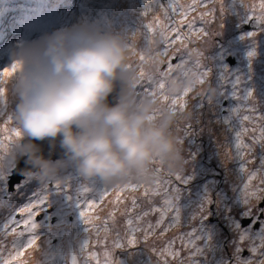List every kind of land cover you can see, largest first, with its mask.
<instances>
[{"label": "rangeland", "instance_id": "rangeland-1", "mask_svg": "<svg viewBox=\"0 0 264 264\" xmlns=\"http://www.w3.org/2000/svg\"><path fill=\"white\" fill-rule=\"evenodd\" d=\"M128 1L94 0L93 3L92 0H0V20L9 18L12 23L9 30H0V37L9 36L10 44L34 40L56 29L87 24L124 37L133 52L132 68L138 77L139 71L143 69L145 80L151 75V64L159 63L158 72L152 75L159 80L161 67L171 56L175 55L181 62L189 60V63L167 77L162 93L157 90L156 95L148 94L147 90L154 85L140 83V77L134 85L139 96H158L165 106L181 116L183 141L185 137L193 136L190 143L192 147L187 149L182 139L178 141L181 153L185 150L189 155L194 149L197 154L196 145L199 144L196 138L204 133L206 154L210 158L203 165L205 167L202 171L195 170L196 166L193 165H199L197 162L182 163V157L179 170L166 171L157 165L156 179L145 184L153 189L158 178H166L165 183L170 187L165 190V195L179 214L181 224L166 234L157 229L148 238V243L144 242L143 232H138L136 247L114 249L112 244L116 233L122 239L127 233L128 217L135 218L144 209L162 207L164 197L163 194L153 196L151 191L146 194L144 187H141L135 192H123L120 194V202L116 203V193H112L94 211V224L101 231L98 236L90 234L92 244L89 251L99 253L101 264L105 250L112 253L116 264H130L137 253L139 264H160L153 246L161 250L167 241L174 239L175 249L181 252V256L175 261L170 259L169 264H180V260L181 264H259L264 258L261 255L264 249H258L256 255H253L251 249L264 239V221L262 225H255L257 221L251 222L246 216H256L264 211L258 199L248 194L246 182L249 173L264 161V148L254 146L256 165L249 164L248 159L251 157L242 156L237 148L240 129L253 126L248 121L241 123L245 114L243 108L252 107L264 114V23L259 24L260 21L256 19L251 27L244 28L245 24L253 20L248 5L258 4L259 0H221L209 4V8L200 7V0H179L185 8L196 5V10L189 13L185 24L179 27L180 32H187L188 25L195 23L197 28H204L207 36L190 35L185 41L187 47L180 43L174 44L169 57L157 55V45L151 48L152 37L147 24L154 15L159 14L163 19L162 11L171 6L172 0H132L135 2V10L132 9V13L126 15L122 6L126 7ZM210 8L216 12L215 21L212 22V18L206 16L202 22L201 13ZM180 19L182 17L176 16L175 22L178 23ZM6 41L0 47V74L10 65L6 55ZM260 43L263 44L261 57L257 56ZM141 53L149 58L147 62L140 61ZM230 54L234 55L232 60H229ZM197 62L201 67L194 69ZM176 73L187 79L195 78L196 86L186 88L182 95L169 96L166 94L167 83ZM203 73L208 75L201 85L199 74ZM189 90L192 93L186 98L185 109L173 102L174 98H183ZM0 92L3 93L0 95V261L6 259L13 249L19 250L30 240L36 239V249L26 253L24 264H90L88 250L84 248L89 239L88 225L81 213L87 203L99 201L117 184L85 177L75 165L66 163L55 180L43 182L31 172L11 190L9 180L16 162L17 137L12 135L11 140H8L6 136L21 130L15 123L16 100L14 96L11 97L6 80L0 82ZM225 98L230 100L227 106L223 104ZM180 124L176 122L175 127ZM255 126L258 129L259 122H255ZM5 127L9 133L2 131ZM177 133L175 130L176 137ZM252 135L254 133L251 132L245 134V143H250ZM65 160L66 157H62L52 161ZM16 193L19 196L12 200L11 196ZM134 199L141 206L136 212H131ZM37 201H43L38 210L39 215L35 218V223L39 225L37 231L12 236V228L24 219L20 215L22 209ZM235 207H247V210L241 208L233 211ZM210 216H216L220 222L213 223ZM158 219L159 214L152 213L138 221V224H155ZM105 222L109 225L107 233L103 231ZM222 223L230 229V238ZM181 233L191 234L187 236L190 247L181 246Z\"/></svg>", "mask_w": 264, "mask_h": 264}, {"label": "clouds", "instance_id": "clouds-1", "mask_svg": "<svg viewBox=\"0 0 264 264\" xmlns=\"http://www.w3.org/2000/svg\"><path fill=\"white\" fill-rule=\"evenodd\" d=\"M128 9L135 10V4L122 6L125 14ZM6 55L7 69L13 71L0 79L8 82L16 100L15 123L21 131L15 151L28 158L36 178L55 180L66 163L85 177L114 184L152 183L157 165L179 170L181 149L173 131L177 116L158 96L135 92L139 77L124 37L78 24L13 42ZM159 68L151 64V75ZM118 85L122 90L111 103ZM195 86V78L176 73L166 94L179 96ZM35 140H59L66 160L44 158Z\"/></svg>", "mask_w": 264, "mask_h": 264}, {"label": "snow or ice", "instance_id": "snow-or-ice-1", "mask_svg": "<svg viewBox=\"0 0 264 264\" xmlns=\"http://www.w3.org/2000/svg\"><path fill=\"white\" fill-rule=\"evenodd\" d=\"M221 0H200L199 6L204 8H209V4H215L219 3ZM250 11L252 12V19H258L261 23H264V0H259L258 4H249L248 5ZM196 10V5L194 4L192 7L185 8L184 5H182L179 0H172L171 6L167 8L166 10H163L164 18L162 19L161 16L154 15L151 22H148L147 28L149 33L151 34V48L153 45H157L156 48V54L162 57H169V51L172 48V46L176 43H180L184 47H187L185 41L188 40L190 35H197L206 37L207 32L204 30L203 27L197 28L195 23H190L188 25V31L187 32H180L179 27L181 25L185 24V21L187 20L189 13ZM259 13V14H257ZM180 16L182 19L179 20L178 23L175 22V17ZM211 17L212 22L215 21L216 12L214 8H210L209 11L205 13H201L200 20L203 22L205 20V17ZM255 35V34H253ZM159 37V39H157ZM162 45V47H160ZM150 48V50H151ZM179 51V49H177ZM191 52H189L190 54ZM199 55V54H198ZM141 62H147L149 59L146 57L143 53L140 54L139 57ZM173 60H176L177 62L173 64ZM185 63H189V60L184 61H178L177 57L175 55L171 56L168 59L166 70H161L159 73V80H156L152 75H148L145 78V72L143 69L139 71V77L142 78L140 80V83H144L146 85H154L153 88L150 90H147L148 94L150 95H156L157 90H159L161 93L163 92L165 88V82L167 77L170 74H173L174 71L183 66ZM201 65L197 62L194 69L200 68ZM13 70L11 69H5L2 74H0V77H6L11 74ZM208 75V73H203L202 75L199 74L200 80L199 83L203 85L205 83V77ZM3 79H0V82H2ZM192 93V90H189L183 98H174L173 102L182 107L186 108L187 106V97ZM3 93L0 92V95ZM251 96V94H249ZM165 100H167V97H164ZM245 110V114L241 118V123L244 121H248L250 123H253V126L251 128L249 127H243L240 129L239 134L237 136V148L240 151V154L244 157L250 156L251 158L248 159V163L252 165L257 164L256 160V153H255V145H258L260 148H264V114H260L255 108L252 107H245L243 108ZM255 122H259V128L255 126ZM2 131L4 133H9V129L7 127L3 128ZM254 133V135L251 136L250 143H245L243 137L245 134L248 133ZM12 135H15L18 137L20 135L19 131H15L14 133L11 132L10 134H7L6 139L11 140ZM165 179H157L156 187L153 189H149L145 186V184L141 183H133V182H125L120 183L114 186L110 191L106 192L105 195L99 200V201H93L87 203L84 211H82L81 215L84 218L86 224L88 225V233H89V239L85 242L84 248L88 250V261L90 264H101L100 255L97 252L89 251L90 246L92 244V238L91 233H95L97 236L99 235V232L101 229L97 227L94 224V211L105 201V199L112 193H116V199L115 202H120V194H122L125 191H132L135 192L141 187H144L145 193L147 194L149 191H151V195L157 196L163 194V206L162 207H152L151 209H144L141 213H138L135 218L129 216L127 219V233L125 237L122 239L120 234L116 233V238L113 241L112 247L114 249H123L124 247H136L138 244L137 240V233L143 232L144 234V242L148 243V238L153 236L155 234V231L159 229L162 233L166 234L167 231L170 229L178 226L181 224L180 216L175 211V209L172 206V203L170 200L167 199L165 195V190L169 188L170 186L165 183ZM246 190L250 196L253 198H257L258 202H264V161L260 162L259 167L253 169L249 175L246 182ZM43 201H37L33 204L28 205L27 207L23 208L20 215L24 217V219L17 225H15L11 230L12 236H23L25 232H31L35 233L39 227L35 223L36 216L39 215V209L42 206ZM141 205L137 203V201L134 199L132 201V207L131 212H136L137 208ZM152 213H158L159 219L155 224L148 222L146 226H141L138 224V221L143 220L145 217L151 215ZM114 216V213L112 214ZM165 221H168L167 224H165ZM103 231L107 233L109 231V225L107 222H105V225L103 227ZM191 235L190 233H181L180 235V243L183 248L190 247V243L187 241V236ZM241 243H243V238L241 239ZM176 241L169 240L166 242L164 247L161 250H158L155 246H153V251L157 255L160 264H169V260L175 261L177 257L181 256V252L175 249ZM37 246V240L32 239L29 241V243L19 249H13L12 252H10L7 255V258L3 261H0V264H24L23 258L25 257L26 253H28L32 249H36ZM258 249H264V239H262L257 246H253L251 251L253 255L257 254ZM243 251V249H241ZM262 256H264V253H261ZM103 264H116L113 255L110 251L105 250L103 253ZM181 264V260H180ZM259 264H264V258H262L259 262Z\"/></svg>", "mask_w": 264, "mask_h": 264}, {"label": "water", "instance_id": "water-1", "mask_svg": "<svg viewBox=\"0 0 264 264\" xmlns=\"http://www.w3.org/2000/svg\"><path fill=\"white\" fill-rule=\"evenodd\" d=\"M255 20L256 19L251 20V22L245 26L251 27ZM245 26L244 28H246ZM122 87L123 85H118L117 91L113 94L112 97L109 98L111 103L116 102L117 97L122 90ZM33 143L37 144L40 147V149L42 150V155L46 159L56 160L58 158L65 157L64 150L60 147L59 140H56L54 142L50 140H35L33 141ZM27 159V157H20L18 156V154H16L15 166L12 170L9 180L11 184V190L15 189L17 183H21L25 179V177L33 171L32 166L27 163Z\"/></svg>", "mask_w": 264, "mask_h": 264}, {"label": "flooded vegetation", "instance_id": "flooded-vegetation-1", "mask_svg": "<svg viewBox=\"0 0 264 264\" xmlns=\"http://www.w3.org/2000/svg\"><path fill=\"white\" fill-rule=\"evenodd\" d=\"M178 59V58H177ZM232 59V57L230 58ZM165 65V70H166V66H167V63L164 64ZM225 102V101H224ZM177 116V121L176 122H181V124L179 126H176L174 127L173 131L175 133V130H177V138H178V141H180L183 137V129L180 128V126L182 125V118L181 116H179L178 114H176ZM204 137V133L202 132L201 135H198L196 140L198 142V148H197V154H195V151L194 149H192V153L191 154H186L185 150H183V152L181 153V156L184 158L183 159V162H199V171H202L204 169L205 166V160H204V157H205V148H203V145H200V142L202 141L204 143L205 141V137ZM193 140V136H191L190 138H188V142L186 143V141H183L182 139V142H183V145H184V148L187 149L189 147H192L190 142ZM262 208L264 209V204L263 202H260ZM243 210H247V207H242ZM241 208L240 207H235V209L233 211H236V210H240ZM263 209H261L262 211H264ZM252 217V218H250ZM214 219L212 220L213 223H219L220 221H217V218L216 216L213 217ZM242 218H244V216H242ZM246 218H248L251 222H256L255 225H259V224H263V221H264V212H262L261 214H258V215H251V216H246ZM245 221V219H244ZM242 222V221H241ZM222 227L225 228V230L227 231L228 235H229V238H230V235H231V232H230V229L228 228L227 225H225V223H222ZM231 240V239H230Z\"/></svg>", "mask_w": 264, "mask_h": 264}, {"label": "trees", "instance_id": "trees-1", "mask_svg": "<svg viewBox=\"0 0 264 264\" xmlns=\"http://www.w3.org/2000/svg\"><path fill=\"white\" fill-rule=\"evenodd\" d=\"M262 46H263V44L260 43V45L257 47V50H258L257 56H260V57H261V52H262V49H263ZM261 48H262V49H261ZM225 100H228V102H229V104H230V100H229L228 98H225ZM172 112L176 115V112H175V111H172ZM184 140L188 142V137H185ZM190 143H191V142H190ZM200 145H203V148H205V154H206V147H205V146H206V141H204V143L201 141V142H200ZM196 147L198 148L197 145H196ZM209 158H210V156L206 154L205 157H204L205 162H207ZM182 163H186V162H182ZM197 163H199V162H197ZM193 166H196V169H195V170H197V172H200V171H199V165H198V164H194ZM180 168H181V167H180ZM180 168H179V169H180ZM17 196H19V195H17V193H16L15 195L11 196V199L13 200V199H15V197H17ZM240 208H242V207H240ZM232 214H233V212H232ZM232 214H231V216H232ZM231 216H230V218H231ZM213 217H214V216H210V221H212V220L214 219ZM231 219H232V218H231ZM213 222H214V221H213ZM137 256H138V253L136 254L135 258L132 259V260L130 261V264H139V263H138Z\"/></svg>", "mask_w": 264, "mask_h": 264}, {"label": "bare ground", "instance_id": "bare-ground-1", "mask_svg": "<svg viewBox=\"0 0 264 264\" xmlns=\"http://www.w3.org/2000/svg\"><path fill=\"white\" fill-rule=\"evenodd\" d=\"M8 27L11 28L10 26H8ZM8 30H9V29H8ZM10 39H11V38H10L9 36L6 37V40H7V41H6V42H7V46L11 43V42H9ZM142 49H143V48H142ZM8 95H9V94H8ZM10 95H11V97L13 96L12 93H11ZM10 95H9V96H10ZM9 96H8V98H9ZM11 97H10V98H11ZM10 98H9V99H10ZM9 99H8V100H9Z\"/></svg>", "mask_w": 264, "mask_h": 264}]
</instances>
